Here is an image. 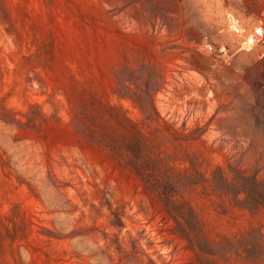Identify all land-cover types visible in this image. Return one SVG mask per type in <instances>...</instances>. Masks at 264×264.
Returning a JSON list of instances; mask_svg holds the SVG:
<instances>
[{
	"label": "rangeland",
	"instance_id": "obj_1",
	"mask_svg": "<svg viewBox=\"0 0 264 264\" xmlns=\"http://www.w3.org/2000/svg\"><path fill=\"white\" fill-rule=\"evenodd\" d=\"M260 19L264 0H0V264H264V207L217 173L264 183Z\"/></svg>",
	"mask_w": 264,
	"mask_h": 264
},
{
	"label": "trees",
	"instance_id": "obj_2",
	"mask_svg": "<svg viewBox=\"0 0 264 264\" xmlns=\"http://www.w3.org/2000/svg\"><path fill=\"white\" fill-rule=\"evenodd\" d=\"M125 148L132 154V164L135 168L141 166V163L144 161L146 157L143 154V135L139 132L132 133L129 139L124 141ZM159 162H156V165ZM155 165V163H154ZM217 173L220 175L221 182L224 187H234L233 193L236 195L237 198H240L242 195L245 196L244 203L251 209V210H259L264 207V183L257 181L255 177H248L245 175L244 172L235 170L233 171L235 178L241 182L240 186H233L229 181L227 174L225 173L224 169L218 168ZM168 181H166L165 186L168 187H175L173 184V180L169 175H167ZM207 181V179H204ZM188 185H197L194 181H188ZM169 194V193H167ZM172 194V193H171ZM172 205L171 203H169ZM175 208V207H174ZM174 209L170 210V214L175 217L181 216L180 213H176Z\"/></svg>",
	"mask_w": 264,
	"mask_h": 264
},
{
	"label": "built area",
	"instance_id": "obj_3",
	"mask_svg": "<svg viewBox=\"0 0 264 264\" xmlns=\"http://www.w3.org/2000/svg\"><path fill=\"white\" fill-rule=\"evenodd\" d=\"M238 20V19H237ZM248 43L251 47L256 46L258 44H264V20L260 19L259 26L254 30L253 34L247 38L244 43ZM207 52H211L217 55L229 56L228 47L225 45L216 46L211 43H206L204 46Z\"/></svg>",
	"mask_w": 264,
	"mask_h": 264
},
{
	"label": "bare ground",
	"instance_id": "obj_4",
	"mask_svg": "<svg viewBox=\"0 0 264 264\" xmlns=\"http://www.w3.org/2000/svg\"><path fill=\"white\" fill-rule=\"evenodd\" d=\"M229 22L231 23V28L235 33L241 34L242 29L239 24V21L233 16V15H228ZM249 46V45H248ZM250 48V47H248Z\"/></svg>",
	"mask_w": 264,
	"mask_h": 264
}]
</instances>
